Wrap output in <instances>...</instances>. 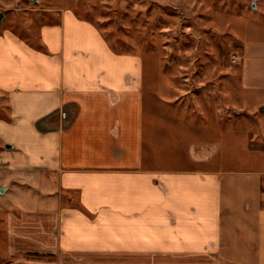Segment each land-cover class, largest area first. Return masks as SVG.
Instances as JSON below:
<instances>
[{
  "label": "crops",
  "instance_id": "0c3cea01",
  "mask_svg": "<svg viewBox=\"0 0 264 264\" xmlns=\"http://www.w3.org/2000/svg\"><path fill=\"white\" fill-rule=\"evenodd\" d=\"M40 38L0 33L3 157L45 190L44 206L10 214L9 250L51 257L12 263L264 264V171L218 168L205 124L190 155L214 169L163 168L157 153L149 167L137 57L70 12ZM241 57L242 85L264 106V42Z\"/></svg>",
  "mask_w": 264,
  "mask_h": 264
},
{
  "label": "rangeland",
  "instance_id": "374dc122",
  "mask_svg": "<svg viewBox=\"0 0 264 264\" xmlns=\"http://www.w3.org/2000/svg\"><path fill=\"white\" fill-rule=\"evenodd\" d=\"M0 12L1 34L10 30L37 48L42 26L70 12L91 23L115 53L137 57L149 167L157 153L163 168L214 169L192 162L189 149L203 145L202 129L209 128L204 137L215 141L210 152L218 168L264 171L261 96L241 82L243 47L264 42V0H0ZM9 115L0 93V119ZM6 144L12 143L0 137V264L20 255L51 259L10 253V214L44 206L45 190L6 166ZM62 200L80 207L78 198L67 201L62 193Z\"/></svg>",
  "mask_w": 264,
  "mask_h": 264
},
{
  "label": "water",
  "instance_id": "95a60500",
  "mask_svg": "<svg viewBox=\"0 0 264 264\" xmlns=\"http://www.w3.org/2000/svg\"><path fill=\"white\" fill-rule=\"evenodd\" d=\"M32 1H34V0H32ZM252 5H253L254 8H256V5H255L254 2L252 3ZM3 17H4V14L0 12V22L3 20ZM261 111H264V106L261 107ZM5 147L6 148H11L12 144H6ZM0 192L2 193L3 189H0ZM9 264H13V263H9Z\"/></svg>",
  "mask_w": 264,
  "mask_h": 264
}]
</instances>
